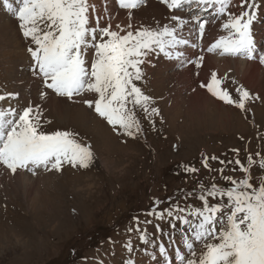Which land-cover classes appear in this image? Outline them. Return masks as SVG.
<instances>
[{
    "label": "rangeland",
    "instance_id": "1",
    "mask_svg": "<svg viewBox=\"0 0 264 264\" xmlns=\"http://www.w3.org/2000/svg\"><path fill=\"white\" fill-rule=\"evenodd\" d=\"M254 1L258 2L249 0ZM116 2L110 0L109 6L119 9ZM235 2L239 3L235 9L239 14L241 0ZM259 2L264 11V0ZM94 5L97 7L99 0ZM141 11L144 16L150 17L145 9ZM7 12L3 0H0V96L5 97L0 100V108L21 109L31 105L32 101L34 108L35 105L42 108L43 131L75 133L79 141L91 145L94 159L88 168H73L66 164L58 175H55V170L51 174V171L42 169L34 178L29 177L27 171L11 180L7 175L0 176L2 191L6 181H9L7 188L13 189L5 196L10 200L0 205V216H3L0 217V264H46L47 261L49 264H126L128 261L160 264L165 262L160 255V245L166 248L168 260L179 263L176 250L183 249L187 255L181 235H190L185 232L188 226L169 217L166 212L162 219L148 215L150 210L164 211L174 205L185 209L189 206L201 207L197 199L201 185L207 187L216 183L220 187L230 186L222 178L221 168L224 169L223 176L236 180L244 178L246 174L235 164L237 159L245 167H249V156L257 161L250 168L254 186L264 179V169L258 166V162L264 159V72L259 66L256 68L260 71L252 68L256 63L246 62V65L242 60L231 59L220 62L208 57L209 68L204 67L202 77L211 75L219 67L222 71L234 69L242 76L246 86L263 99H257L253 92L243 87L252 95V99L246 102L245 110L224 102L209 103L202 108L198 90L189 101L183 95L177 98L180 94L188 95L192 91L189 85H196L201 76L184 78L186 70L174 62L177 61L174 55L164 59L160 56L162 63L155 59L156 56H150L146 64L152 68L154 78L144 76L150 81L155 79L153 87L156 92L145 88L142 80H134V83L152 98L150 108L159 109V115L149 116L136 107L142 133L131 138L118 135L94 108L84 103V98L94 100V93H82L79 97L83 100L72 99L68 105L67 101L52 96L51 89L43 87L47 94L39 102L37 90L42 85L38 70L27 52L28 46L35 45L22 35L17 27L19 21L13 13ZM109 12L112 11L105 10L97 15L90 13V23L94 25L97 17L104 16L119 20L113 19ZM155 15L162 17L160 11ZM160 23L169 24L167 19ZM171 23L174 24V21ZM117 24L126 30H130L127 29L128 24L135 28L131 21ZM263 39L260 36L255 41L262 42ZM87 52L94 56L93 49ZM217 63L223 64V67ZM243 65L249 67V71ZM142 66L145 74L146 66ZM87 67L90 69V66ZM250 73L257 79H253ZM175 78L182 80L174 84ZM179 89L180 92H173ZM9 94H14L16 100ZM169 94L176 98L174 104L180 105L178 109L168 102L159 104L157 97ZM27 95L31 100H24ZM182 105H188L195 112L184 110ZM237 149L238 152L234 151ZM213 156L218 159H211ZM204 157H209V168L202 163ZM188 167L198 171L189 172ZM0 171L5 172L6 167L0 165ZM40 184L44 188H40ZM209 202L216 201L209 197ZM188 218L193 224L198 223L196 218ZM137 219L140 222L139 232L135 230ZM173 224L175 227H172ZM141 234L146 240L140 239ZM129 242L131 251L126 247ZM195 248L198 255L203 250L201 244H196Z\"/></svg>",
    "mask_w": 264,
    "mask_h": 264
},
{
    "label": "snow or ice",
    "instance_id": "2",
    "mask_svg": "<svg viewBox=\"0 0 264 264\" xmlns=\"http://www.w3.org/2000/svg\"><path fill=\"white\" fill-rule=\"evenodd\" d=\"M196 2L219 5L217 11L223 14L231 0ZM117 3L121 9L129 10L130 17L131 10L137 8L141 0H117ZM162 3L175 8L182 5L184 0H162ZM3 6L18 19L22 35L35 45L34 48L29 47L28 51L45 88L69 100L85 92L96 94L94 100L86 99L84 103L94 108L118 135L131 138L142 133L136 107L149 116L159 115V109L150 108L152 98L134 83L144 75L141 65L145 63V58L157 50L172 58L178 46L190 43L178 35L188 23L178 16L172 17L175 24L162 25L158 29L141 27L126 30L117 24L113 30L111 24L101 26L99 17L94 25L90 24V13L95 10V5L90 4L89 0H14V3L3 0ZM240 7L239 14L229 13V19L222 25L229 35H222L211 43L207 48L209 53L219 50L221 55L254 58L255 47L250 34L253 14L250 10L256 5L249 0H241ZM193 20L196 22L197 39H203L205 26L209 22L195 16ZM132 27L131 24L127 25V29ZM191 47L197 45L192 44ZM89 48L94 50L90 69L85 59ZM183 55V52H176L175 58ZM203 59V56L197 57L194 62L196 67L201 66ZM259 60L264 64V53L259 55ZM223 83V79L213 72L211 79L202 83L201 87L207 88L218 100L245 110L246 102L252 99L249 91L243 86L238 87V99H234ZM46 94L41 92V97ZM9 96L15 98L14 94ZM4 99V96H0V100ZM93 159L91 145L79 141L75 133L43 131L38 106L0 108V165L13 174L24 169L35 174L38 168L61 171L66 164L73 168H88ZM211 159L218 158L213 156ZM208 160L209 157L202 160L205 168H209ZM235 164L246 174L244 178L236 180L223 176L224 169L221 168L222 178L230 186L220 187L216 183L207 187L201 185L197 196L201 207L189 206L185 209L174 205L164 211L152 209L147 213L162 219L166 212L169 217L188 226L185 232L190 235H181L187 255L183 249L176 250L179 264H264V179L255 186L251 182L250 168L257 164L252 156L248 157L249 167H245L239 159ZM258 166L264 169V159L258 162ZM187 170L198 171L192 167ZM209 197L216 202L210 203ZM185 212L187 215H181ZM189 216L196 218L198 223L193 224ZM139 223L137 219L135 230L138 232ZM140 239L146 240L145 235L141 234ZM196 244L203 246L199 255ZM126 247L131 251L130 242ZM159 251L165 264H172L163 245H160ZM126 264L134 262L128 261Z\"/></svg>",
    "mask_w": 264,
    "mask_h": 264
},
{
    "label": "bare ground",
    "instance_id": "3",
    "mask_svg": "<svg viewBox=\"0 0 264 264\" xmlns=\"http://www.w3.org/2000/svg\"><path fill=\"white\" fill-rule=\"evenodd\" d=\"M96 2V0H90V3L91 4H94ZM109 3H110V0H99V5L97 6V7H95V10L94 11H92L91 13L93 14V15H97V14H100V13H103V12H105V10H111L112 12H109L108 14L109 15H112V18L113 19H122V17H124V18H127L128 17V14H127V12L126 11H124L122 14H120V15H117V11H116V8L115 7H113V6H109ZM112 4V3H111ZM150 7H152V5L150 6ZM159 8V7H158ZM118 10V9H117ZM146 11L148 10V7L145 9ZM160 11V14H162V17H163V15H164V12L162 11V10H159ZM143 14V11H141V12H139L138 11V14ZM173 16H178V17H180V18H184L180 13H175ZM173 23V22H172ZM171 23V24H172ZM176 22L174 21V24H175ZM170 24V23H169ZM182 34H185L186 36H188L189 38H191L192 37V34L190 33V31H189V29H187L186 31H182L181 32ZM180 60H182V59H185V57L184 56H182V57H180L179 58ZM178 61V60H177ZM216 61V60H215ZM218 61V60H217ZM238 61V60H237ZM33 63H34V61H32ZM209 62H211V61H209ZM214 62V61H213ZM212 62V63H213ZM221 62V61H220ZM222 62H225L224 60H222ZM227 62V61H226ZM177 64L179 63L180 64V62H176ZM228 63V62H227ZM246 63V62H245ZM211 64V63H210ZM221 64V63H220ZM230 64V63H229ZM217 65H219L218 63H217ZM237 65V64H236ZM245 65V64H244ZM243 65V67H245L246 68V66H244ZM246 65H248L247 63H246ZM229 66V65H228ZM238 66V65H237ZM242 66V65H241ZM258 65H255V66H252V68H254V69H256V70H259L258 68H256ZM222 67H223V65H222ZM212 68V67H211ZM216 68V67H215ZM249 68V67H248ZM248 68H246L248 71H249V69ZM260 71V70H259ZM186 72H187V70H186ZM186 72H184L185 74H186ZM188 73V72H187ZM177 74V73H176ZM260 74V73H259ZM39 75V74H38ZM180 75V74H179ZM184 75V74H183ZM250 75L252 76V78L253 79H257V76H255L254 74H251L250 73ZM176 76V75H175ZM185 76V75H184ZM181 77H183V76H181ZM179 78V77H178ZM181 79V78H180ZM39 81H40V83H41V85L42 86H44V83H43V78H42V76H40L39 75ZM195 107V106H194ZM197 107H199V106H197ZM197 107H195V108H197ZM191 108V107H190ZM202 110V109H201ZM197 111V110H196ZM175 116V115H174ZM162 119V118H161ZM111 166V165H110ZM114 166V165H113ZM106 167V166H105ZM112 167V166H111ZM113 168V167H112Z\"/></svg>",
    "mask_w": 264,
    "mask_h": 264
}]
</instances>
